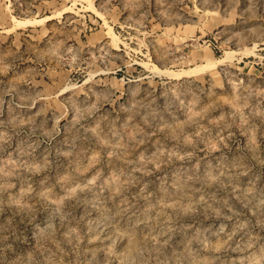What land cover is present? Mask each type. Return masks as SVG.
I'll list each match as a JSON object with an SVG mask.
<instances>
[{
	"label": "rangeland",
	"instance_id": "obj_1",
	"mask_svg": "<svg viewBox=\"0 0 264 264\" xmlns=\"http://www.w3.org/2000/svg\"><path fill=\"white\" fill-rule=\"evenodd\" d=\"M0 264H264V0H0Z\"/></svg>",
	"mask_w": 264,
	"mask_h": 264
}]
</instances>
